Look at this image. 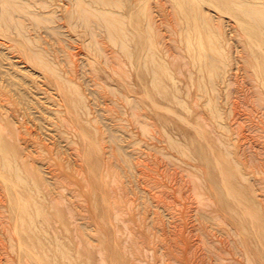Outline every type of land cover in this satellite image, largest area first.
Segmentation results:
<instances>
[{"label":"rangeland","instance_id":"obj_1","mask_svg":"<svg viewBox=\"0 0 264 264\" xmlns=\"http://www.w3.org/2000/svg\"><path fill=\"white\" fill-rule=\"evenodd\" d=\"M222 17L229 64L207 93L164 29L174 80L152 91L144 71L150 96L122 49L79 28L44 45L47 64L24 60L0 29V100L13 103L3 142L23 176L0 171L10 180L0 176V264H264V90L235 20ZM12 75L28 84L15 90ZM36 234L45 249L20 247Z\"/></svg>","mask_w":264,"mask_h":264},{"label":"bare ground","instance_id":"obj_2","mask_svg":"<svg viewBox=\"0 0 264 264\" xmlns=\"http://www.w3.org/2000/svg\"><path fill=\"white\" fill-rule=\"evenodd\" d=\"M211 10H215L219 16L214 15L217 18L214 17L209 12ZM222 15L230 16L235 20L236 30L240 33V38L242 37L247 43L251 53L250 68L254 71L258 84L264 90V0H0V29L9 30L13 34L8 38L16 43L12 47L21 48L20 52L24 60L47 64L42 57V51H46L43 50L45 46L56 45L60 42L68 43L70 38H66L64 30L79 28L87 33L96 45L112 43L122 49L123 56L129 58L131 63L136 66L137 75L141 79L140 88L143 89L142 91H146L147 88L146 82H143L146 78V72L144 73L146 70L150 74L152 91L164 88L165 85L162 83L164 77L174 80L170 62L167 61L168 57L173 56L171 52L174 47L171 49V44L164 43L165 38L160 34L164 29L165 32L170 31L171 34L168 33L175 36V38L170 36V41L175 43L176 51L182 56L183 65L187 66L191 81H198L199 91L207 93L206 91L212 90L215 92L217 78L224 80L226 67L229 64L226 52L229 43L225 37L227 27L224 25L225 21H223ZM163 26L164 28H162ZM43 33L46 35L43 36ZM0 45H4V43L0 42ZM10 48L11 46H7L6 49ZM4 52L5 49L4 51L0 50V68L3 66L5 68L4 61L8 60V52L6 54ZM147 62H151L153 65L146 66ZM12 76V79H8L15 81H11L15 90H19L27 83V81L25 82L27 79H24L26 76L23 79L14 78L15 75ZM3 77L8 76L2 75ZM186 87H188L187 84ZM198 88L196 89L198 90ZM260 91L259 94L262 93ZM9 92L13 93L14 91L10 90ZM150 93V91H146L149 96ZM188 93L190 94V90ZM3 94H5V89L0 91V97ZM174 95H176L175 92ZM17 96H19V101L22 104H26L28 96L26 97L24 93L17 94ZM64 97V100L68 102L65 94ZM175 99H178L177 96ZM4 101L10 106L13 104L9 99H4ZM4 101L0 100V171L10 167L12 174L17 178L16 180L20 181L23 180V176L18 173L19 167H13L10 163L11 157H17L16 153L13 155L11 149H8L10 146L3 142L5 141L3 133H5L4 130L7 131L8 129L6 126L9 124L11 116V108ZM209 101L211 102L210 99ZM20 136L17 139L22 142V136ZM0 176L5 181H10L6 180V177L1 173ZM33 182L37 186L33 187L37 189L38 184ZM228 182L230 183L229 179L227 188ZM11 183L13 187L14 181ZM224 183L226 182L224 181ZM33 187L31 186V188ZM16 194L18 209H22L21 211L28 214L27 202H20L22 195L21 193ZM37 211L40 213L39 209ZM20 218L24 220V214ZM30 230H33L32 227ZM31 236H28V240L21 237L19 240L20 247L27 246V242L30 243V246L26 247L28 250L31 247H37L38 243L39 246L44 247L40 236L37 234L35 235L36 238ZM26 251L25 253H27Z\"/></svg>","mask_w":264,"mask_h":264}]
</instances>
